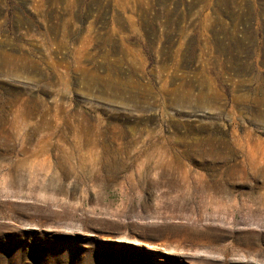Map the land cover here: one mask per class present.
<instances>
[{
    "label": "rangeland",
    "instance_id": "rangeland-1",
    "mask_svg": "<svg viewBox=\"0 0 264 264\" xmlns=\"http://www.w3.org/2000/svg\"><path fill=\"white\" fill-rule=\"evenodd\" d=\"M0 264H264V0H0Z\"/></svg>",
    "mask_w": 264,
    "mask_h": 264
}]
</instances>
